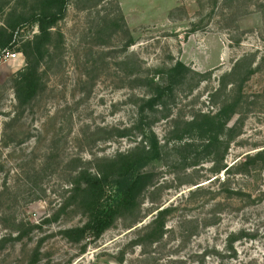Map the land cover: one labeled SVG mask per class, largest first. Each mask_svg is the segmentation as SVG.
Masks as SVG:
<instances>
[{
  "label": "rangeland",
  "instance_id": "374dc122",
  "mask_svg": "<svg viewBox=\"0 0 264 264\" xmlns=\"http://www.w3.org/2000/svg\"><path fill=\"white\" fill-rule=\"evenodd\" d=\"M261 1L66 0L38 58L39 90L20 102L14 76L42 0H0V26L12 32L5 48L20 52L0 58V264H264V160L239 164L264 147ZM245 55L252 73L223 86L221 75ZM177 60L188 70L147 125L138 105ZM232 99L224 151L173 137L179 123ZM145 126L162 148L140 168L153 179L137 214L117 216L99 237L66 238L64 228L87 218L75 189L80 164L133 147ZM233 162L228 174L215 170ZM163 206L171 209L162 237L144 241Z\"/></svg>",
  "mask_w": 264,
  "mask_h": 264
},
{
  "label": "trees",
  "instance_id": "16d2710c",
  "mask_svg": "<svg viewBox=\"0 0 264 264\" xmlns=\"http://www.w3.org/2000/svg\"><path fill=\"white\" fill-rule=\"evenodd\" d=\"M65 5L66 0H42L39 11L34 12L30 17L38 31L32 38L24 41L20 49L26 59L25 67L19 69L14 76L15 94L20 102L30 100L39 90L38 58L50 42L55 23L64 16ZM259 6L264 9V0L259 2ZM60 34L58 31V35ZM11 37L12 32H7L4 27L0 26V48L9 47ZM253 62L250 55L236 60L232 68L221 75L222 85L242 82L252 73ZM186 70H188L186 64L177 60L163 71L165 74L163 80L156 82L152 92L141 100L138 111L140 114L149 113L147 117L150 120L147 125L150 124L155 112L158 111L157 107L163 104L164 97L172 93L174 85ZM235 105L236 100L232 99L222 105L213 115L201 114L179 123L172 128L171 133L175 138H182L185 134L197 137L204 140L207 147L218 146L224 151L229 142L228 138H222L220 134L224 128L231 134L234 132L235 127L226 126L225 118L235 111ZM161 148L162 144L155 132L150 126H145L141 129V137L133 147L98 160L92 168L80 164L75 189L81 195L79 202L87 213V218L80 225L64 228L63 235L74 242L88 236L96 238L113 223L117 216L123 214L135 216L141 193L151 185L153 179L150 171H142L140 168L148 160L160 157ZM77 159L84 163L81 159ZM263 160L264 147L247 152L239 164L248 169ZM233 164L235 162L230 165L221 164L215 170L224 169V172L228 174V170ZM170 209V206H163L156 211L144 230V241L151 243L162 237L165 230L164 218ZM228 238L231 242L235 236L230 235Z\"/></svg>",
  "mask_w": 264,
  "mask_h": 264
},
{
  "label": "built area",
  "instance_id": "2783aa9c",
  "mask_svg": "<svg viewBox=\"0 0 264 264\" xmlns=\"http://www.w3.org/2000/svg\"><path fill=\"white\" fill-rule=\"evenodd\" d=\"M20 52L19 51H14L11 49H3L0 58L1 59H16L19 56Z\"/></svg>",
  "mask_w": 264,
  "mask_h": 264
},
{
  "label": "crops",
  "instance_id": "0c3cea01",
  "mask_svg": "<svg viewBox=\"0 0 264 264\" xmlns=\"http://www.w3.org/2000/svg\"><path fill=\"white\" fill-rule=\"evenodd\" d=\"M17 58H19V56H18ZM17 58H16V59H17Z\"/></svg>",
  "mask_w": 264,
  "mask_h": 264
}]
</instances>
